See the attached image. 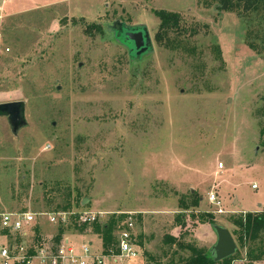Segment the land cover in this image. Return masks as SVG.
<instances>
[{
	"label": "rangeland",
	"instance_id": "374dc122",
	"mask_svg": "<svg viewBox=\"0 0 264 264\" xmlns=\"http://www.w3.org/2000/svg\"><path fill=\"white\" fill-rule=\"evenodd\" d=\"M158 11L181 17L160 43ZM115 22L145 25L152 54L130 62L108 29ZM15 101L27 127L13 138L0 120V212L57 213L69 193L74 205L88 200L72 213H100V225L132 214L139 257L128 264H181L187 247L208 253L211 215L236 244L229 264H264V231L241 245L232 224L264 211V5L223 13L213 0H0V104ZM196 170L201 179L188 176ZM80 226L42 218L27 245L54 248L60 231L79 244L87 239L70 236L93 234Z\"/></svg>",
	"mask_w": 264,
	"mask_h": 264
},
{
	"label": "built area",
	"instance_id": "2783aa9c",
	"mask_svg": "<svg viewBox=\"0 0 264 264\" xmlns=\"http://www.w3.org/2000/svg\"><path fill=\"white\" fill-rule=\"evenodd\" d=\"M4 3L8 0H2ZM219 169L223 166L219 164ZM256 189V187H253ZM208 202L215 207L216 214H223L221 203L214 193H209ZM104 215L100 213H33V212H0V264H128L139 257L137 245L131 231L134 229L133 215L128 214L124 229L114 232L117 240L116 254L104 255L93 252L90 243H82L77 248L66 238L59 240L52 248L47 243L40 247L27 245L36 233L40 219L57 226H67L70 217L80 225L99 223ZM32 241V240H31Z\"/></svg>",
	"mask_w": 264,
	"mask_h": 264
},
{
	"label": "trees",
	"instance_id": "16d2710c",
	"mask_svg": "<svg viewBox=\"0 0 264 264\" xmlns=\"http://www.w3.org/2000/svg\"><path fill=\"white\" fill-rule=\"evenodd\" d=\"M218 5V11L223 13H232V12H256L260 6L264 5V0H213ZM156 18L159 21L158 30L155 35V39L157 42H162L163 39L168 37V34L171 31H177L180 27V21L181 17L179 14L176 13H170V12H164V11H158L154 13ZM92 30H96L98 33L100 32V27L97 25H94L91 27ZM195 34V31H194ZM58 186V191L61 190V186ZM47 193V192H46ZM45 193V195H46ZM66 204L63 207L55 209V212H64L69 213L73 212L74 210L80 208V203L82 198L77 199V202L74 204L70 201V194L68 193L66 196ZM188 198L190 199V205L188 208H196L198 206V202L200 201L199 197L196 193H190L188 194ZM47 206L49 208H52L51 198L50 195L47 197ZM179 206H182L180 204ZM185 209V206L182 207ZM126 215H120L119 217H111V219L103 225H100L98 223L93 224L91 226L92 232L94 235H96L100 240L102 244L103 254L109 255L110 252L116 254V246H117V240L114 236V232H116L119 229H124L126 225L124 222L126 221ZM208 217V221H206L210 226L215 225L214 220L211 215L206 216ZM182 217H180L181 219ZM177 220V219H176ZM179 223L178 221H175ZM233 226L238 229V242L242 245L243 242H255L259 239L260 234L264 231V211L260 213H246L243 216H240L238 219L233 221ZM86 229V225L78 227L76 230L80 233L84 232ZM62 232L60 231L59 236H57V241L60 240V235ZM167 243L168 244H176L175 240L167 237ZM178 246H180L178 244ZM180 248V247H179ZM188 250H191L193 253V256L187 260L182 262L181 264H215L212 261V258L210 257L209 253H205L203 251L187 247ZM249 255L251 256L252 253L250 252ZM263 255V252H259L258 256H253L251 260L258 261ZM231 259L225 260L223 262L217 263V264H229ZM174 264V263H171Z\"/></svg>",
	"mask_w": 264,
	"mask_h": 264
},
{
	"label": "water",
	"instance_id": "95a60500",
	"mask_svg": "<svg viewBox=\"0 0 264 264\" xmlns=\"http://www.w3.org/2000/svg\"><path fill=\"white\" fill-rule=\"evenodd\" d=\"M108 29L113 34L114 40L127 50L130 62H140L152 54V43L145 25H126L115 22ZM25 111L26 107L23 101L0 104V118L6 120L13 138H17L19 132L27 127ZM87 202V199H83L81 205L85 206ZM211 229L216 241L208 253L212 261L217 264L230 259L236 253L237 247L226 228L213 225Z\"/></svg>",
	"mask_w": 264,
	"mask_h": 264
},
{
	"label": "crops",
	"instance_id": "0c3cea01",
	"mask_svg": "<svg viewBox=\"0 0 264 264\" xmlns=\"http://www.w3.org/2000/svg\"><path fill=\"white\" fill-rule=\"evenodd\" d=\"M0 120H2L3 122H5L6 123V121H5V119H3V118H0ZM199 172L200 171H191V175H189L188 174V176H191L193 179H196V180H198V179H201V176H199L198 174H199ZM185 173V172H184ZM183 176H184V174H183ZM189 180H190V178H189ZM185 181H181V182H179V184H185L184 183ZM180 186V185H179ZM194 192V191H193ZM70 237H74V238H79V239H87V241H82V242H80L79 244H77V242L76 243H73L72 242V240H70L69 239V237H65L70 243H72L76 248L80 245V244H82V243H90L91 244V246H92V248L94 249L93 250V252H99L100 251V249H102V244H101V240L96 236V235H94V234H78V235H75V236H70ZM92 238H96L99 242H100V249H96V246L92 243V240H90V239H92ZM175 238V237H174ZM179 240H177V242H178ZM95 247V248H94Z\"/></svg>",
	"mask_w": 264,
	"mask_h": 264
},
{
	"label": "bare ground",
	"instance_id": "6f19581e",
	"mask_svg": "<svg viewBox=\"0 0 264 264\" xmlns=\"http://www.w3.org/2000/svg\"><path fill=\"white\" fill-rule=\"evenodd\" d=\"M253 189V188H252Z\"/></svg>",
	"mask_w": 264,
	"mask_h": 264
}]
</instances>
